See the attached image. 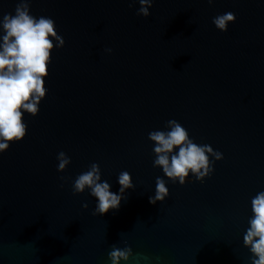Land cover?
Masks as SVG:
<instances>
[{"label": "water", "instance_id": "1", "mask_svg": "<svg viewBox=\"0 0 264 264\" xmlns=\"http://www.w3.org/2000/svg\"><path fill=\"white\" fill-rule=\"evenodd\" d=\"M20 2L0 0V18ZM27 2L65 45H54L25 138L0 154V264H111L114 244L132 249L126 264H250L243 234L264 190V0H154L147 18L138 0ZM228 12L235 22L219 31L212 20ZM171 119L223 159L202 183L169 181L153 205L167 178L148 134ZM92 163L111 191L121 171L134 184L102 216L88 191L72 192Z\"/></svg>", "mask_w": 264, "mask_h": 264}, {"label": "clouds", "instance_id": "2", "mask_svg": "<svg viewBox=\"0 0 264 264\" xmlns=\"http://www.w3.org/2000/svg\"><path fill=\"white\" fill-rule=\"evenodd\" d=\"M136 2V0H133ZM154 0H138L136 15L149 17V9ZM209 5L214 0H207ZM132 6L131 4L129 5ZM235 22V14L228 12L217 15L212 23L222 32L229 23ZM55 21L48 16H34L30 3L21 0L15 6L14 14L6 13L0 18V154L7 151L11 143L20 142L27 134L24 115L35 117L39 106L46 97L45 80L49 75L51 53L63 48L65 40L55 30ZM104 51L111 54V48ZM153 142V167L162 169L165 178L157 177L154 194L149 203L155 205L169 196L167 183L184 185L193 179L203 182L214 171L215 161L223 159V154L208 144H197L188 131L175 119L168 120L164 130H154L148 134ZM57 171L64 172L71 163L63 152L56 157ZM62 181L64 177H60ZM119 189L111 191V185L102 180L98 164L92 163L87 171L77 175L72 181L73 194L88 191L95 198L93 215H104L110 210H118L125 199V193L134 188L131 175L121 171L117 176ZM63 184H61V187ZM85 209L87 203L82 205ZM251 215L243 234V246L250 253V264H264V190L258 191L250 201ZM132 249L112 245L108 253L111 264L129 261Z\"/></svg>", "mask_w": 264, "mask_h": 264}]
</instances>
